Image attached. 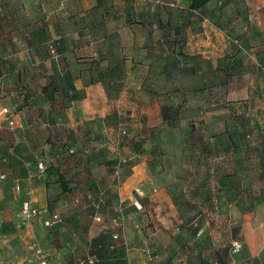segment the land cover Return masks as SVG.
Listing matches in <instances>:
<instances>
[{
  "label": "rangeland",
  "instance_id": "1",
  "mask_svg": "<svg viewBox=\"0 0 264 264\" xmlns=\"http://www.w3.org/2000/svg\"><path fill=\"white\" fill-rule=\"evenodd\" d=\"M31 1L24 7L20 0H0V109L11 111L0 116V175H6L0 218H12L0 225V235L12 237L0 242L5 262L39 264L43 254L49 264H74L90 251L88 223L99 217L119 231L124 247L169 250V264H264V0L212 3L207 24L220 31L213 26L208 39L190 41L194 47L204 39L209 64L181 55L189 0H106L110 11H139L131 32H113L110 25L106 34L86 26L84 14L95 0ZM37 4L44 5L41 13ZM158 20L166 26L160 34L172 60L167 82L152 66L123 63L117 50L118 40H158ZM100 37L107 51L90 56L86 47ZM69 70L81 76L79 88L103 82L89 83L87 98L66 112L77 100L66 93L69 78L74 83ZM161 106L170 108L167 124ZM38 158H53L74 191L62 193L53 175L36 171L31 178L26 161ZM132 175L127 198L120 187ZM30 197L43 210L39 217L57 213L62 223L45 227L38 217H18ZM100 199L98 208L91 203ZM234 241L242 244L240 252L232 251Z\"/></svg>",
  "mask_w": 264,
  "mask_h": 264
},
{
  "label": "crops",
  "instance_id": "2",
  "mask_svg": "<svg viewBox=\"0 0 264 264\" xmlns=\"http://www.w3.org/2000/svg\"><path fill=\"white\" fill-rule=\"evenodd\" d=\"M20 1L22 2V4L24 3L23 4L24 7L28 6L24 2V0H20ZM105 1L106 0H95V3L93 4V6H91L87 10V13L84 14L87 17L86 26L90 29V32L93 33L97 31H101L106 34L107 30L110 29V25L115 26L114 27L115 29L112 30L113 32H116V30L119 31L120 33L131 32V28H134L133 23L135 22V19H136V22L139 23V18H138L139 11L138 10H135V12L134 10H131L132 11L131 12L128 10H124L122 8H114L115 10L112 9V11H110V9L106 6ZM214 1L215 0H212L206 6V8L202 11L193 12L189 10L188 8L189 4L186 7L187 8L185 12L186 16L183 20L184 22L182 24V27L186 31L187 37H186V40L182 42L183 43L182 45L185 44L183 46L184 47L183 51L186 55L187 60L197 59L198 61H202V62L206 61L205 63H208V64L213 62V60H211L210 57L207 58L204 55V46L206 44L204 43L203 38L202 40L200 39L198 43H196L197 46H194V47H191L190 41L195 38H200V36H203V37L205 36L208 39L207 31L208 29L213 30V28L211 27L214 26V24H212L213 26H208L207 24V22H209L210 24V21H211L210 16L208 15V11H209V8H211V5ZM189 3H190V0H189ZM42 8H44L43 4L36 5V9H37L36 11L38 13H41V10H43ZM162 22H163L162 20H158V27L154 29V35H160V36L158 40L156 39L155 42L153 43L147 42V44H145V42H143L144 44H141V42L134 39L135 37L132 38V40L130 42L128 41L127 43L125 42L120 43L118 40L117 50L119 51L120 58L123 60V63H128V64L131 63L133 65L147 64L149 65V68L150 66L153 67V66L165 65L167 63V60L170 59L169 58L170 48L168 47L166 42H162V39H161V34L163 35L164 31H166L165 30L166 26L162 24ZM117 25L119 26V28H117ZM70 26L66 25V27H70ZM72 29L73 27L69 28L70 33L76 31V29L75 30L74 29L72 30ZM214 31H220V29L215 27ZM39 32L43 33L45 32V30L43 31V29H41ZM190 35L191 37H189ZM103 39H101L100 37L99 40L97 39L95 40V42H90V45L86 47L87 51L90 52L89 54L90 56H93V55L96 56L95 53H92L93 51H95L97 54L100 51V54L104 55L103 54L105 52L104 50L107 51L108 46L106 44L107 42ZM205 42H207V40ZM79 49H81L82 51V48L76 47L74 48L73 53H74L75 58L78 59V61L80 62L82 61L81 58L84 56L82 54L81 55L78 54ZM145 50L147 51V53H145L146 52ZM203 59H207L208 61L203 60ZM102 60H103L102 62H106V63H108L109 61L107 56H102ZM152 67H151L152 73L154 72V74L157 75V71L152 69ZM71 73L72 72L69 70L70 76H71ZM152 73L150 76L146 77V79H149L150 77L152 78V75H153ZM80 77L81 76H79L78 78H73L72 76L71 78L74 80L75 90L80 92L81 94V98L79 99L85 100L87 98V89L90 88L91 85L89 86L85 85V87L83 88H79L78 86H76L77 84H75V81L80 80ZM158 78H161L160 80H165V76L162 73L158 75ZM142 87L146 88V86L140 85L138 89H141ZM152 96L156 97L155 95H152ZM79 99L75 100L74 102L72 101V105L66 109V112L71 111L73 109V105H75L74 103L80 101ZM108 103L109 102L107 99V105ZM103 123L104 122L102 121V124ZM89 131H88V134L90 133ZM25 166L27 167V170L29 171L30 177H33L34 173L37 171L36 165L33 164L31 161H26ZM138 166L139 164L134 165L133 169H136ZM135 176L136 175H132L131 177H129L127 179V182H125L123 186L120 187V193L126 195L127 198H129V193H130V190L128 189V187L130 186L129 181L131 180L133 181L132 178ZM15 186H14V191L17 193H21L22 189L18 191L16 190ZM30 192H31L30 194L34 193V191H30ZM30 198L31 199L29 200H24L21 202V205L19 207V211L17 214L18 217L22 218L21 210H22V205L24 202L28 201L32 204V206L34 205L33 204L34 198L33 197H30ZM41 204H44L43 201L41 202ZM11 220L12 218H4V219L0 218V225L5 223L6 221H11ZM34 220L42 221L44 226L47 227L44 223L45 220H43V217H38V218H35ZM113 224L117 225V221H113ZM88 225H89L88 226L89 233H88L87 241L91 243L92 246L89 249L90 251H88L86 255L94 254L96 256V264H169L168 261L170 257V251L167 249H161L160 251L158 250L144 251L140 249H129L128 247H124L126 245V241H123V239H122L123 241L122 242L121 240L118 241V240H113L111 238V235H110L111 233L118 234L119 239H121V236H120V233H118L119 232L118 230H116L115 228L113 229V226L109 228L108 225H106V223L104 222V219L99 218V217H93L92 219L89 220ZM94 229H97V231ZM29 232L30 231H27L28 235H29ZM3 241H12V237L7 236V235H0V242H3ZM112 245H116L115 250L111 249ZM6 256H7V252L3 248L2 244L0 243V264H9V263H6L4 260ZM10 256H13L16 258L18 257L17 253L13 250H11Z\"/></svg>",
  "mask_w": 264,
  "mask_h": 264
},
{
  "label": "trees",
  "instance_id": "3",
  "mask_svg": "<svg viewBox=\"0 0 264 264\" xmlns=\"http://www.w3.org/2000/svg\"><path fill=\"white\" fill-rule=\"evenodd\" d=\"M212 0H190V3H189V6H188V8H189V10H191V11H193V12H197V11H202V10H204L205 8H206V6L211 2ZM178 33L179 32H182V30H180V29H177L176 30ZM166 34H164V36H165ZM165 38V37H164ZM181 55H183L184 57H185V54L183 53V52H181ZM171 62H172V60H170V59H168L167 60V63L165 64V65H159V68L158 69H155V71H157V75H160V73H162V74H164V76H165V82H167L168 80H169V74H170V72H171V70H170V68H169V64H171ZM105 72H108V70L106 69L105 70ZM159 72V73H158ZM4 76V69H3V65L1 64V62H0V79L2 78ZM70 76H68V74L66 75V78L65 79H67V78H69ZM72 77V76H71ZM56 79H58V80H61L60 78H59V76L58 77H56ZM64 79V78H63ZM62 79V80H63ZM55 80V79H54ZM97 82H103V80H101V78L100 79H97L96 80ZM95 80H92L91 82L92 83H95L96 82ZM69 82H71V84H70V86H69V90L66 92V93H69V92H71V91H73L74 93H76L73 97H72V100H74V99H79V98H81V96H79V92H77L76 90H75V86H74V83H73V81L69 78ZM91 82H86V85H89V83H91ZM150 86V85H149ZM49 89H50V85H48V86H45L44 88H43V91L44 92H48L49 91ZM107 89V88H106ZM54 90V89H53ZM60 89L59 88H57V90H54L53 91V94L55 95L56 93H58V92H60L59 91ZM63 92V91H62ZM156 93V92H155ZM154 93V95L156 96L157 94H155ZM81 95V94H80ZM166 95V94H165ZM53 96H51V100L52 99H54V98H52ZM55 97V96H54ZM160 112H161V116H162V120H163V122L164 123H168V122H170V121H172V119L170 118L171 117V113H170V108L168 107V106H161L160 107ZM28 127V121H26V120H24V127ZM71 151V153H73V151L72 150H70ZM53 158H50L49 160H45V159H43V158H38L36 161H35V165H36V170H37V173H38V175L37 176H43V175H45L46 174V179H49L50 177H51V175H53L54 177H55V179H54V183H57L59 186H60V188H61V191H62V193H70V192H73L74 191V189L72 188V186L70 185V183L68 182V180H67V177H66V175H64L63 173H62V171H60V169H59V167L58 166H55L52 162H53ZM48 161L49 162H51V164L48 166L47 165V163H48ZM32 162V161H31ZM43 165V169H41L40 168V165ZM0 176H4V179L6 178V175H0ZM32 178V177H31ZM47 183H49V181L47 182ZM90 198H92V194H89L88 195ZM102 201V199H100V201H99V203H97V204H95L93 201H91V203L95 206V207H99L100 206V204L102 203L101 202ZM57 213H53L52 214V216L53 215H56ZM58 215V214H57ZM51 216V217H52ZM59 216V215H58ZM62 219L59 217V220L55 223V224H53L52 226H50V227H53L54 225H58L59 223H62ZM113 234L114 233H111L110 235H111V238H112V236H113ZM73 235L74 236H77L78 235V232L77 231H73ZM113 239V238H112ZM117 240H119V238L117 239ZM112 246H114V248L112 249V250H115L116 249V245H112ZM89 256H92V257H94L95 258V261H94V263L93 264H96V256L94 255V254H90V255H86L85 256V258L84 259H82L83 261H85V263L84 264H88V262H87V258L89 257ZM79 261H81V259H78V260H76L75 261V263L76 264H78V262Z\"/></svg>",
  "mask_w": 264,
  "mask_h": 264
},
{
  "label": "built area",
  "instance_id": "4",
  "mask_svg": "<svg viewBox=\"0 0 264 264\" xmlns=\"http://www.w3.org/2000/svg\"><path fill=\"white\" fill-rule=\"evenodd\" d=\"M11 114V111L6 108V107H3L0 109V116H6V115H10ZM10 118H8V122H9V125L12 129H16L17 126H16V121H14L13 119H11L12 117L9 116ZM16 126V127H15ZM18 127H22V125L20 124V126ZM40 168L43 169V165L41 164L40 165ZM4 179V176H0V180ZM16 190H20L21 189V186L20 184H16L15 186ZM136 193L139 194V195H142V193L139 192L138 189H135ZM135 205L137 207H141L139 202L138 201H135ZM43 213V210H40L34 206H32V204L28 201L24 202L23 205H22V210H21V214L22 216L25 218V219H30V218H34V217H39L41 214ZM59 220V216L56 214V215H53L51 218L49 219H45L44 223L47 227L49 226H52L53 224H55L57 221ZM113 240H117L119 238V235L118 234H113L112 236ZM114 246H111V249H113ZM242 250V244L239 242V241H234L232 243V251L234 253H237V252H240ZM42 256V260L39 262V264H49V262L47 261L45 255H41ZM95 261V258L92 257V256H89L87 258V262L88 264H93ZM85 261L81 260L78 262V264H84Z\"/></svg>",
  "mask_w": 264,
  "mask_h": 264
}]
</instances>
